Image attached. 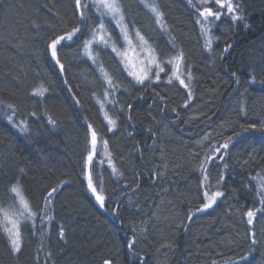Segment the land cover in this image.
<instances>
[{
  "label": "trees",
  "instance_id": "trees-1",
  "mask_svg": "<svg viewBox=\"0 0 264 264\" xmlns=\"http://www.w3.org/2000/svg\"><path fill=\"white\" fill-rule=\"evenodd\" d=\"M121 2L126 23L156 46L160 60L183 51L185 72L193 77L191 100L187 89L162 77L135 84L110 50L97 49V63L121 85L111 94L97 66L83 56V34L60 47L61 72L47 45L76 26L75 0H0V203L10 202L7 188L24 167L20 183L32 209L54 218H37L34 234L28 222L22 248L13 254L0 216V264H261L264 211H257L252 225L246 213L262 207L256 188L264 178V133H235L264 120V0H232L243 19L232 20L224 8L211 49L197 19L203 7L218 10L214 0H155L166 32L139 0ZM89 16L90 24L99 23L92 10ZM42 85L44 96L33 95ZM106 91L116 120L112 131L99 107ZM10 115L28 130L13 127ZM89 124L99 142H108L107 159L100 164L98 154L90 166L103 207L88 189L84 168ZM228 137L233 143L224 161L206 162L220 155L213 147ZM202 162L211 182L224 176L218 184L223 196L198 212L204 204ZM251 232L259 243L241 261Z\"/></svg>",
  "mask_w": 264,
  "mask_h": 264
},
{
  "label": "snow or ice",
  "instance_id": "snow-or-ice-1",
  "mask_svg": "<svg viewBox=\"0 0 264 264\" xmlns=\"http://www.w3.org/2000/svg\"><path fill=\"white\" fill-rule=\"evenodd\" d=\"M141 3L153 14L155 17V23L159 26L160 30L162 32L168 31L167 25L164 23V14L155 3V0H151V2H149V0H141ZM208 3L209 0H201V4ZM214 3L219 5L220 9L227 8L228 13L231 14L232 20L236 21L243 19V16L239 14V4H234L232 0H214ZM90 10L94 12L100 21L94 26L90 24ZM74 15H76L77 19L76 26L71 27L70 31H64L62 35H57L54 39H51L47 45V49L50 51L51 59L59 65L61 72L64 71V65L60 63L59 59L60 47L67 42L73 41L74 38L78 37V34H83L85 36L82 46L83 54L97 66L105 84L113 89L111 94H114L115 90L121 85L119 83H114V77L105 70L102 63H97L100 55L97 49L107 50L110 48L111 52L114 53L116 58L119 60V63L124 66V70L127 72L128 76L132 77L135 84L141 86L145 85L146 81L151 82L153 80V76L151 75L153 72L155 73L154 79L157 81L160 80V73L165 71V65H170L171 73L167 82L171 84L173 80L178 81L180 86L188 90V99H192L191 81L193 77L190 70L187 71V74L185 72V56L183 51L177 50L175 55L170 56L165 61H161L159 59L156 46L153 43H150L139 29H133L128 23H126V14L121 0H75ZM199 17L200 18L197 19V23L200 25L201 34L208 37L205 41V47L211 49L212 37L209 34V18L219 20L221 17V11H213L212 7L206 6L199 11ZM106 18L107 21L115 24V30H118L119 36L114 34L115 30L109 29ZM84 28H87L86 33L84 32ZM173 41H170V43L172 44L173 49H175L176 46ZM137 64H139V67H137ZM233 75L235 76L236 74L233 73ZM250 82L254 83V78ZM47 91L48 89L42 85L39 89H34L32 94L43 97ZM109 94L110 93L106 91L105 98H107ZM128 107L131 108L132 105H129ZM7 108L12 109L13 113L16 111L14 106L11 104H8ZM101 109L103 110L102 104ZM243 110L244 109L241 108V111ZM32 115L35 116V113H32ZM7 118L10 123H13V127L19 128L22 133L28 130L25 121L21 120L17 124L13 122V116L10 115ZM130 118L131 117H129V119ZM105 119L109 125L108 130L112 131V129L116 126V120L109 117L107 113H105ZM49 123L55 124V121L49 119ZM241 128L242 132L235 133L236 137H239L244 132H248L249 130L264 133V120L259 123L250 122L247 124V127L241 125ZM88 133L90 134L91 150L85 158L84 165V168L87 170V185L88 189L96 197L97 202H99L100 206L103 207L105 197L98 194L97 187L94 185V178L90 170V166L94 164V154L97 152L98 133L93 129L91 124L88 125ZM103 143L105 150H107V140L103 141ZM232 143L233 137H228L223 144L213 147L214 153L220 154L218 156L220 161H224V152L229 149V146ZM207 161H212L213 163L215 162L212 155L206 157V162ZM225 167H227L226 164ZM18 171L20 173V177H18L16 181L12 182L7 188L10 202L7 205L0 203V216L3 217V231L6 235L10 251L13 254L20 252L22 248L24 238L23 227L29 221L32 222V230L34 234L36 231L35 222L37 218H39L42 223L45 219H54L53 217L47 216L44 209H40L39 212L32 209L31 202L27 199L20 183V178L26 174V169L24 167H20ZM117 171L118 170L113 166V172L116 173ZM201 171L205 173L204 178L201 181V187H207L204 184V181L209 180L210 173L208 169L205 168V162L201 163ZM223 179L224 176L221 175L217 184H219L220 181H223ZM56 191L57 189L54 188L47 193L44 198L45 205L51 201L53 194ZM221 196H223V192L221 191H212L209 195V192L206 190L204 192L206 202L203 204L202 209L199 210L211 208L213 204L216 203L217 198ZM256 198L262 207L260 209H249L247 211V223L249 225L253 224V218L256 216L257 211H264V178H261L257 183ZM59 236L61 239L65 237V230L62 225L60 226ZM258 243L259 241L255 238V233L251 232L248 253L246 256L240 257V260L243 261L248 258L253 253L254 247ZM133 245L134 241L130 240L129 248L131 249ZM104 264H111V261L105 260ZM261 264H264V260L261 261Z\"/></svg>",
  "mask_w": 264,
  "mask_h": 264
},
{
  "label": "rangeland",
  "instance_id": "rangeland-1",
  "mask_svg": "<svg viewBox=\"0 0 264 264\" xmlns=\"http://www.w3.org/2000/svg\"><path fill=\"white\" fill-rule=\"evenodd\" d=\"M140 1V3H141V0H139ZM149 2H151V0H149ZM122 3V5H123V8H124V10L126 11L127 10V7H126V4L125 3H123V2H121ZM141 5L143 6V8L145 9V11H147V13L149 14V16L152 18V21L155 23V17L153 16V14L147 9V8H145L144 7V5L141 3ZM137 8V7H136ZM218 10H220L221 11V13H222V11H223V9H220L219 7H218ZM129 11H130V9H129ZM137 11H138V9H137ZM214 11V10H213ZM98 21H99V19H98ZM209 21H210V23H209V34L211 35V33H212V31L214 30V25H215V22H216V20L214 19V18H209ZM100 22V21H99ZM106 22L108 23V25L109 24H111V26L113 27V30H115V24L114 23H112V22H110V21H107V18H106ZM155 25L159 28V26L155 23ZM115 32L117 33V35L119 36V32H118V30H115ZM152 34V33H151ZM133 35H134V33H133ZM204 36V35H203ZM152 37H153V39H154V36H153V34H152ZM206 39H208V37L207 36H204ZM108 50H110L111 51V49L109 48ZM114 56H115V54L114 53H112ZM131 54V53H130ZM83 56L84 57H86L87 58V56H85L84 54H83ZM116 57V56H115ZM170 57V56H169ZM169 57H167V58H165V59H161V61H165V60H167ZM88 59V58H87ZM89 60V59H88ZM91 63H92V61L91 60H89ZM122 66V68H123V70H124V66L123 65H121ZM137 67H139V64H137ZM125 71V70H124ZM125 73H126V75L128 76V74H127V72L125 71ZM170 73H171V66L170 65H165V71L164 72H162V73H160V79H161V77H162V79H166L167 81H168V79H169V77H170ZM152 76H153V80L150 82V83H158V81L157 80H155L154 79V77H155V73L153 72L152 74H151ZM164 75V76H163ZM132 81H133V79H132V77H130V76H128ZM185 78H186V76H185ZM173 81H175V80H173ZM134 83H135V81H133ZM175 82H177L178 84H179V82L178 81H175ZM107 87H108V85H107ZM112 102L110 101V97H109V95L107 96V98H105V94H104V96H103V100L99 103V107H100V110H101V113H102V115H103V117L105 118V113H107V115L110 117V115H109V113H110V111H112V104H111ZM101 104L103 105V110L101 109ZM106 120V119H105ZM106 122H107V120H106ZM90 144V143H89ZM91 150V145H90V147H89V151ZM105 149H104V144L103 143H101V142H99L98 141V144H97V152L94 154V158L98 155V154H100L101 155V158L99 159V161H100V164L101 163H103L102 161L103 160H106L107 159V152H106V150L104 151ZM217 154V153H216ZM214 157V160H217L218 159V157L216 158V156H213ZM209 173H210V171H209ZM204 175H205V173H203V178H204ZM203 178H202V180H203ZM204 184L207 186V187H202V190H203V194H204V192L207 190L208 192H209V195L211 194V192L212 191H220V189H219V186H218V184H217V181H213V182H211L210 181V179L208 180V181H204ZM221 197H218L217 198V201L220 199ZM216 201V202H217ZM206 202V199H205V197H204V203ZM214 205V204H213ZM200 209H202V207L200 208ZM203 210H205V209H203ZM203 210H199L198 212H202ZM1 219H2V221H1V225L3 224V217L1 216ZM29 223H31V221H29ZM2 229H3V226H2Z\"/></svg>",
  "mask_w": 264,
  "mask_h": 264
}]
</instances>
